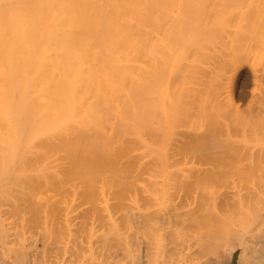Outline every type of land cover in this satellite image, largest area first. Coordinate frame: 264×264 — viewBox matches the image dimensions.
<instances>
[{
	"label": "bare ground",
	"instance_id": "6f19581e",
	"mask_svg": "<svg viewBox=\"0 0 264 264\" xmlns=\"http://www.w3.org/2000/svg\"><path fill=\"white\" fill-rule=\"evenodd\" d=\"M216 27H218L217 30ZM259 32L262 35L258 34ZM257 35L264 39V0H0V153H3L0 154V162L3 165H7L9 161L11 163L13 157H18L15 154L18 151L21 152V155L24 152H31V155L24 154L25 157L27 156L26 159L28 157L29 159L30 157L34 159L49 157L48 159H50L51 157L45 154L47 151L59 152L61 149H66L64 154L65 151L67 154H63L64 156L75 152L68 153L69 149L87 150V153L93 151L94 154V151L107 150V153L110 152L107 156L104 153L100 156V152L95 154L97 157H93V159L105 163L104 159H101L104 154L105 161L107 164L111 162V165L112 162L134 160L135 156L131 159L126 153L127 151L133 152L134 155L137 152L136 163L141 160L139 159L140 150L141 154L143 151L145 152L141 157L147 159L146 163L149 159L153 161L157 158L153 157L154 155L151 158L149 155L153 154V151L162 150L160 145L161 142L164 143L159 141V145L158 140L156 142L157 134L168 132L165 130H169V123L174 119L172 116H175L173 111L176 112L177 104L174 103V87L172 89L173 80L171 77L176 71L175 68L178 67H176L179 59L178 51L187 50L190 59L193 58V61L196 60V63H200H195L193 65L195 67L202 64L208 65L205 69H208L209 66H214L216 69L224 64L229 68H237L245 65L244 54L248 53L247 51H252L251 48H255V42L252 43L251 40H254ZM179 42L181 44L184 42L186 48L183 47L184 44L181 48ZM210 42L211 44H209ZM176 46H179V50H176ZM182 50L183 53L184 50ZM176 53L178 54L176 55ZM174 54L177 56L176 58ZM197 59H200L199 62ZM251 63L250 66L254 67L252 66L254 62ZM172 125L179 124L175 125L174 122ZM149 133L156 134L154 137H157L152 139L160 148L156 146L155 142H152V135L150 137ZM175 133L182 138L181 131ZM162 138L165 139V134L162 135ZM162 138L158 139L162 140ZM176 140L177 137L175 142ZM186 140L184 139V142ZM259 143L261 142H257V144ZM211 144L213 146L214 143ZM162 146L164 149V145ZM150 147H152L150 149L152 152L148 155L147 153L150 151L145 149L149 150ZM45 150L44 155L33 154V151L41 153ZM120 150L126 152L116 154ZM85 152L78 153L80 158L87 157V155L84 157ZM157 152H154L155 156H158L157 160H161V155H157ZM170 152L172 151L170 150ZM200 152L202 155L205 151ZM208 152L210 153L207 151L206 154L210 156ZM214 152L215 150L212 153L215 154ZM60 153L54 156L50 155L60 163L58 161L62 160V155H58ZM160 154L163 153L160 152ZM184 154L187 155V153ZM219 154L221 158L224 157L221 153ZM79 155L78 157L77 154L76 157L69 155V157L79 159ZM144 155H148V158ZM24 156L21 157L25 159ZM169 156L172 155L169 154ZM169 156L168 159H170ZM263 156L262 160H264ZM4 157L5 159L2 161ZM72 157L70 158L74 160ZM98 157L100 159H97ZM165 157L167 160V156ZM178 157L176 155L175 159ZM221 160H225V158ZM144 161L142 164H145ZM2 164L0 165L3 166ZM227 184L226 186H228ZM213 185L215 188L216 184ZM233 185L236 188V185ZM244 188L247 190L246 185ZM248 191L250 192V190ZM230 193L228 191V194ZM197 195L202 197L200 194ZM259 196L261 197L260 193ZM227 200L224 198L223 207L220 205L222 208L219 205L216 206H219L220 210L226 211L227 207L232 204L231 201H229L230 204L226 203ZM237 205L241 207L243 204L238 203ZM247 205L249 204L247 203ZM236 206L235 210H237ZM147 209L150 208L146 207L145 211ZM235 210L233 211L235 212ZM148 211L150 210H147L146 214L144 211L142 212L145 215L140 214L139 221L150 220V215L152 218L153 215L159 217V214L155 216V211L151 214ZM239 213L242 214L244 211ZM236 214L231 216L235 217ZM221 215L222 213H220ZM131 217L135 216L131 215ZM188 217L186 219H190L191 215L189 214ZM241 217L243 216L240 215V219ZM128 218L129 220L125 216V221L129 223L132 218ZM152 218L150 222L155 221L157 224V219L153 220L155 218ZM193 218L195 216L190 220ZM215 218L217 217L215 216ZM201 219L196 218L198 221ZM204 219L207 221L206 217ZM205 222L196 224L192 222L194 226L191 228L187 224L184 227L175 226L177 230H186L190 233V235H182L181 242L177 243L176 250H174L177 256H182L183 252L191 250L190 246L197 244L207 253L214 255L216 259H218V249L220 248L222 257L229 260L239 245L241 252L238 264H260L258 260L260 261L264 257L255 256L253 257L254 262L250 261V257H248L250 251L248 256L246 253L250 242L248 245H245V240L240 243L237 231L231 227L232 221H230V225L224 219L221 221L209 219ZM241 222L239 223L241 224ZM153 225L156 228V225ZM145 226H147V222ZM165 232L167 234L163 233L161 237L171 233L170 230ZM148 233L150 234V232ZM236 237H239V244L238 242L234 243L237 240H234ZM108 243H110V248L106 249L109 252V250H113L111 246L113 240L112 243ZM259 244L264 247L262 242ZM81 245L80 242L72 241L60 246V258L55 255V260L47 264H119L120 262L116 260L118 257H111L110 254L104 256L102 247L98 250L89 249V253H86L82 250ZM145 249L149 251L151 248L147 249L146 247ZM262 250L264 251V249ZM191 252L190 254L193 253ZM114 253L117 252H113V255H116ZM188 253L185 254L190 256ZM149 255L142 258L137 253L134 262H130V264H157ZM0 264L7 263L0 258Z\"/></svg>",
	"mask_w": 264,
	"mask_h": 264
},
{
	"label": "rangeland",
	"instance_id": "374dc122",
	"mask_svg": "<svg viewBox=\"0 0 264 264\" xmlns=\"http://www.w3.org/2000/svg\"><path fill=\"white\" fill-rule=\"evenodd\" d=\"M238 4L240 3L238 2ZM217 26L220 27V25ZM217 29L218 27H216ZM258 36L257 39L251 40L252 43L255 42V45L253 44L255 48H251L252 51H247V56L244 54L245 65L237 68H229L227 65L225 67L224 64L219 66L220 68L216 67V69L214 66L205 69L208 65L202 64L199 65L201 68L199 66L198 68L193 66L196 60L190 59L187 50L183 49V51L181 49L183 53L181 50L178 51L179 54L176 53V55H179L178 63L176 62V67H178L175 68L176 71L174 70L175 72L171 77L173 80L171 86L172 89L174 87V103L177 104L174 107L177 110L175 109L176 112L173 111L175 116H172L174 119H171L172 122L169 123V130H165V132H168H161V135L157 134L158 137H154L156 134L149 133L150 137L152 135V142H155L153 139L156 137L155 140L156 142L158 140L159 145L161 141L164 142H161L160 145L162 150L152 152L150 150L152 147L149 150L145 149L148 152L150 151L149 153L146 151L148 155L151 152L153 153L149 155L151 158L158 159V156H155L154 153L157 152V155H161V160L150 161L149 159L146 163L147 159L141 157L145 152L143 151L141 154L140 150V153H138L141 160L136 163L137 152L134 151V155L133 152L123 150L122 152L125 151L131 159L135 156L136 160L130 161V159H127L128 162H112V165L111 162H108V165L105 156L110 152L107 153V150H102L103 152L100 150L99 152L94 151L96 155L100 152V156L102 153L105 154L101 158L104 159L105 163L96 160L97 163L93 159L95 157L93 151L90 152L92 154L91 158L87 150L69 149V151L67 150L68 153L70 151L75 152L64 156L67 154L66 151L64 154L66 149H61L59 152L47 151V153H45L46 150L41 153L33 151V154L40 155H44V152L48 154L46 156L51 157L50 159H48L49 157L38 159L33 157L29 159L28 157L26 159L27 156L25 157L24 154L28 155L29 153L31 155V152H24L21 155V152L18 151L15 152L18 157L12 158V161L15 160L14 163L12 161L9 163V161V164L3 165L0 162L3 165H0V258L7 264H41V262L47 264L55 260V255L60 258V246L75 241L82 244L81 248L86 253H89V249L104 248L103 255L110 254L111 257H118L116 260L120 261L119 264L134 262L137 253L142 258L150 254L149 256H152L151 258L157 264H228L227 258L222 257L220 254V248L218 249V259L197 244H194L197 247L192 245V247L194 246L193 250L190 246L193 253L190 249L188 250L189 253L185 251L182 256H177L174 253L177 245L182 240V235H190L186 230H177V225L184 227L187 224L191 228V226H194L192 222L193 224L194 222L195 224L198 222L204 223L206 221L205 217L207 221L209 219L215 221L216 219L220 221L224 219L226 223L228 222V225L232 221L231 227L237 231L240 243L245 240V245H248L250 242L248 247L246 246L247 256L250 251L248 256L250 261L254 262L253 257L255 256L264 257V251L262 250L264 247L259 244L262 242L264 246V232H262L264 230V160H262L264 155V39L260 38L262 36ZM185 37L184 39H186ZM255 40H258L257 44ZM183 44L180 43L179 46L186 48ZM179 46H176V50H179ZM251 62H254L255 65ZM191 63L193 64L191 65ZM250 63L254 67H251ZM203 64L205 63L203 62ZM174 122L175 125H179H172ZM178 130L181 131L182 134L180 133V135L183 139L175 133L179 132ZM164 134L165 139L162 138ZM167 134H170L171 137L170 135L167 137ZM158 138H162V140ZM184 139L187 140L184 142ZM211 140L214 143L213 146ZM188 141L192 142L188 143ZM257 142L263 144H257ZM162 145H164V149ZM160 146L157 147L160 148ZM199 149L205 152L201 155ZM153 150L155 149L153 148ZM206 150L210 151V153L208 152L210 156L206 154ZM213 150H215V154L212 153ZM83 151H86L84 157L86 155L87 157H82V159L78 153ZM117 152L116 154H119L121 150ZM160 152L163 154H160ZM218 152L224 157L221 158ZM57 153H60L58 154L60 156L62 155V160H58L60 163L51 156L52 154L53 156L57 155ZM184 153H187V155ZM76 154L77 157L79 155V159L70 156L74 158L73 160L69 157V155L75 156ZM169 154L172 156L170 157ZM148 155L144 156L147 157ZM152 155L154 156L152 157ZM176 155L179 157L175 159ZM21 156H24L26 160ZM165 156H167V160ZM168 156L170 159H168ZM67 157L71 160L66 159ZM224 158L225 160H221ZM4 159L5 157L2 161ZM97 159H100V157ZM143 160H145V164H142ZM219 183L221 184L219 185ZM225 183H228V186ZM213 184L218 187L215 185V189ZM233 184L236 185V188ZM245 185L247 190L244 188ZM209 189L210 192H208ZM255 189H257L258 194L254 191ZM220 191L222 192L218 194ZM228 191L231 193L228 194ZM232 195H234L233 198ZM153 197L154 203H152ZM218 197H220L219 200ZM222 197L228 199L226 203L232 202L226 211L219 209L220 205L225 203L224 198L221 199ZM238 203L243 205L239 207ZM145 206L150 208L147 209L150 210L148 211L150 214L155 211V216L159 214V217L153 215V218H155L153 219L150 215V220L139 221L140 214L143 211L146 214ZM235 206L238 211L235 210ZM242 210L244 213L240 214L239 212H243ZM230 212L238 216H231L233 214H230ZM144 213L142 214L145 215ZM185 213H187V216ZM220 213L225 215L220 216ZM137 214H139V218H137ZM189 214L191 215L190 219L195 216L192 219L193 221L188 219ZM131 215L135 217L132 218ZM240 215L243 216L241 219H245L242 222L240 221ZM125 216L128 220V217L132 218L131 222L134 221L132 223L130 221L129 223L126 222ZM186 217L188 218L186 219ZM151 218L153 220L157 219V224L155 221L150 222ZM196 218L202 219L198 221ZM141 222L143 225H140ZM146 222L147 226H145ZM149 222L152 224L149 225ZM153 224L156 225V228ZM130 225L133 226L130 227ZM162 230H170L169 237L167 235L161 237L163 233L167 234L165 231L161 232ZM239 237L234 239H237L234 241L235 244L237 242L239 244ZM108 242L112 243L113 248L109 252L106 249L110 248ZM198 246L200 249H198ZM238 246L231 256L233 260H237L240 255L241 248ZM144 247L151 249L147 251ZM113 252H117L114 254L119 256L113 255ZM185 253L190 254V256ZM258 262L264 264V258L258 260Z\"/></svg>",
	"mask_w": 264,
	"mask_h": 264
},
{
	"label": "crops",
	"instance_id": "0c3cea01",
	"mask_svg": "<svg viewBox=\"0 0 264 264\" xmlns=\"http://www.w3.org/2000/svg\"><path fill=\"white\" fill-rule=\"evenodd\" d=\"M228 264H238V258L237 260H233V258L229 259Z\"/></svg>",
	"mask_w": 264,
	"mask_h": 264
}]
</instances>
